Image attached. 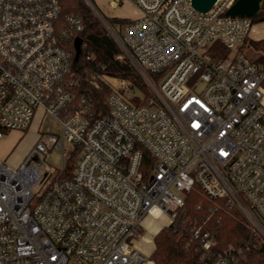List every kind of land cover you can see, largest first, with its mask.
Instances as JSON below:
<instances>
[{
	"label": "built area",
	"instance_id": "2783aa9c",
	"mask_svg": "<svg viewBox=\"0 0 264 264\" xmlns=\"http://www.w3.org/2000/svg\"><path fill=\"white\" fill-rule=\"evenodd\" d=\"M84 1L148 94L101 74L111 90L98 107L73 69L83 18L59 0H0V137L30 127L39 108L61 124L18 166L0 160V264H145L134 244L143 220L175 223L195 186L264 244V52L252 46V16L227 14L236 0L206 12L191 0H127L138 15L118 31ZM66 142L79 152L73 172L65 163L36 198L44 155L56 146L64 156ZM189 234L203 264L244 256L217 249L203 225Z\"/></svg>",
	"mask_w": 264,
	"mask_h": 264
},
{
	"label": "trees",
	"instance_id": "16d2710c",
	"mask_svg": "<svg viewBox=\"0 0 264 264\" xmlns=\"http://www.w3.org/2000/svg\"><path fill=\"white\" fill-rule=\"evenodd\" d=\"M59 2L63 14L76 13L83 18L84 28L79 37L86 43V48L81 47L78 59H75V46L71 44L74 52L73 69L80 82L79 90L91 95L95 104L102 107L111 87L99 75L107 74L129 80L134 89H142L147 95L145 82L128 61L118 57L120 48L117 42L104 29L89 5L84 0ZM259 16L264 17L263 6ZM127 21L129 18H118L112 22L125 24ZM252 46L264 52V39L252 40ZM88 51L94 56L92 60L86 57ZM257 60L264 61V55ZM135 101H139V98L136 97ZM75 156L74 153L69 162L70 167L67 164L66 175L73 172ZM215 204L201 192L199 186H195L186 196L176 222L164 226L155 235V248L151 254L155 264H203L200 252L190 238L189 230L193 224L203 225L215 233L217 249L231 244L241 249L244 256L238 264H264V244L251 234L236 211L226 212Z\"/></svg>",
	"mask_w": 264,
	"mask_h": 264
},
{
	"label": "rangeland",
	"instance_id": "374dc122",
	"mask_svg": "<svg viewBox=\"0 0 264 264\" xmlns=\"http://www.w3.org/2000/svg\"><path fill=\"white\" fill-rule=\"evenodd\" d=\"M93 2L97 8L108 17L118 31H123L125 25L112 22L113 20L118 18H134L138 15L137 7L127 0H118V6L116 7H112V0H93ZM260 18L259 13L252 16L253 28L251 38L255 40L264 39V20ZM104 29L108 32L105 27ZM250 53L255 57L259 55V53L254 50L250 51ZM134 91L142 99L144 98L145 94L142 89H135ZM134 91L131 93L134 94ZM42 115V111L39 108L30 127L24 130L12 129L3 132V136L0 137V160L11 167H16L26 158L41 135L45 138L47 134H60L61 124L58 119L51 114H46L44 117H42ZM74 153L76 154L74 164H76L79 152L77 150L75 151V146L71 143H65L64 156L62 150L56 146H51L48 149L47 153L44 155L46 166L43 172L47 171L49 176L34 188L36 198L42 194L49 180L62 171L65 163L66 168L67 164L70 167L69 162ZM169 223L170 219L166 215L158 219L147 217L143 220V233L146 235L144 238H137L138 243H135V246L141 248L146 258L145 264H155L151 259L154 248L153 233H156L161 227L169 225ZM151 233L153 234L152 236H150Z\"/></svg>",
	"mask_w": 264,
	"mask_h": 264
},
{
	"label": "water",
	"instance_id": "95a60500",
	"mask_svg": "<svg viewBox=\"0 0 264 264\" xmlns=\"http://www.w3.org/2000/svg\"><path fill=\"white\" fill-rule=\"evenodd\" d=\"M215 1L216 0H191V3L198 11L206 12L213 6ZM262 2L263 0H236L235 3L227 10V14L255 16L259 13ZM260 19L264 20V17H261ZM82 42L83 39L81 37H76L74 41L76 49L75 59L79 58Z\"/></svg>",
	"mask_w": 264,
	"mask_h": 264
},
{
	"label": "crops",
	"instance_id": "0c3cea01",
	"mask_svg": "<svg viewBox=\"0 0 264 264\" xmlns=\"http://www.w3.org/2000/svg\"><path fill=\"white\" fill-rule=\"evenodd\" d=\"M40 109H41V111H42V108H40ZM162 216H163V215H160V216H158V217H154V216L149 215V216H147V217H148V218H153V219H158V218H160V217H162ZM147 217H146V218H147ZM165 226H167V225H165ZM161 228H163V227H161ZM161 228H160V229H161ZM160 229H159V230H160ZM159 230H158V231H159ZM158 231H157V232H158ZM157 232H156V233H155V232L153 233V234H154V236H153V240H154V237H155V235L157 234ZM153 234L151 233L150 236H152ZM145 235H146V234L143 233V235L141 236V238H144ZM137 241H138V240L136 239V240L134 241V244H135V243H138ZM154 248H155V243H154ZM154 248H153V250H154ZM138 249H140V251L142 252L141 248H138ZM148 252H149V251H148ZM152 252H153V251H152ZM142 253H143V252H142Z\"/></svg>",
	"mask_w": 264,
	"mask_h": 264
}]
</instances>
